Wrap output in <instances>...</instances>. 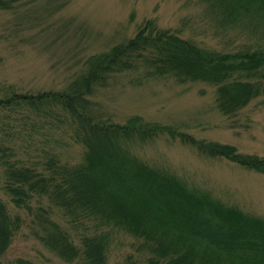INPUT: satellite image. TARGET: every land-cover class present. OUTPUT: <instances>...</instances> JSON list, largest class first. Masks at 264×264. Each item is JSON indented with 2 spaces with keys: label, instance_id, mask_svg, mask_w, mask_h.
Returning a JSON list of instances; mask_svg holds the SVG:
<instances>
[{
  "label": "trees",
  "instance_id": "1",
  "mask_svg": "<svg viewBox=\"0 0 264 264\" xmlns=\"http://www.w3.org/2000/svg\"><path fill=\"white\" fill-rule=\"evenodd\" d=\"M203 2L220 29L240 32L252 23L264 30V0ZM13 3L0 0V11L12 9ZM181 35L147 20L133 38L88 58L64 90L27 95L9 87L0 99L5 133L27 120L25 112L34 111L51 116L56 128L83 147L76 164L46 153L39 165H27L16 159L12 147L0 144V190L10 204L31 212L35 201L48 200L71 230H85L74 236L40 214V240L62 261L108 264L114 238L124 233L138 242L146 264H264V217L225 203L164 165L140 159L131 147L169 132L207 158L226 159L263 175L264 157L197 140L139 116L119 124L95 111L99 89L115 76L138 71L142 80L172 77L212 85L219 112L229 118L264 97V35L224 50L201 47ZM22 223L0 199V264ZM16 264L33 263L20 259Z\"/></svg>",
  "mask_w": 264,
  "mask_h": 264
},
{
  "label": "rangeland",
  "instance_id": "2",
  "mask_svg": "<svg viewBox=\"0 0 264 264\" xmlns=\"http://www.w3.org/2000/svg\"><path fill=\"white\" fill-rule=\"evenodd\" d=\"M13 1L12 9L0 11V99L8 94L9 87L27 95L64 90L84 70L88 58L133 38L147 20H154L160 29L177 30L201 47L217 50L230 48L233 43L254 42L260 39L259 33L264 35V30L252 23L239 28L240 32L238 28H218L203 0ZM142 74L123 73L99 89L94 98L96 113L119 124L139 116L197 140L234 146L243 154L264 157V97L229 118L219 112L217 91L212 85L181 83L172 77L142 80ZM25 115L27 120L15 129L7 128L9 133L0 130V144L12 147L21 164L39 165L46 153L59 155L63 162H81L83 147L56 128L51 116L34 111ZM131 148L140 159L164 165L225 203L264 217L263 174L226 159L207 158L175 141L169 132ZM3 182L1 177L0 187ZM0 199L23 221L2 258L3 264H16L20 259L33 264H70L41 242L44 231L39 229L38 218L44 215L74 236L85 230H78V234L72 231L48 200L40 204L35 201L29 212L15 209L2 189ZM137 249L134 238L117 234L108 264H146Z\"/></svg>",
  "mask_w": 264,
  "mask_h": 264
}]
</instances>
